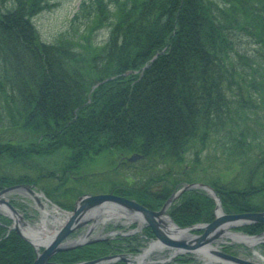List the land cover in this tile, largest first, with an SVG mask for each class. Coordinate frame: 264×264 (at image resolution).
I'll return each instance as SVG.
<instances>
[{
    "label": "trees",
    "instance_id": "obj_1",
    "mask_svg": "<svg viewBox=\"0 0 264 264\" xmlns=\"http://www.w3.org/2000/svg\"><path fill=\"white\" fill-rule=\"evenodd\" d=\"M54 5L0 0V188L35 184L67 209L85 191L114 190L158 209L200 181L228 213L264 210V0H82L71 22L85 16L90 34L108 26L102 44L43 41L34 18ZM134 153L143 157L129 161ZM99 159L115 165L90 171ZM215 206L192 189L170 214L185 227L212 221ZM10 225L0 215V264H32L34 246ZM153 237L146 227L117 246L136 253ZM114 248L101 241L53 260Z\"/></svg>",
    "mask_w": 264,
    "mask_h": 264
},
{
    "label": "water",
    "instance_id": "obj_2",
    "mask_svg": "<svg viewBox=\"0 0 264 264\" xmlns=\"http://www.w3.org/2000/svg\"><path fill=\"white\" fill-rule=\"evenodd\" d=\"M142 155L135 153L128 159L135 161ZM32 185L19 184L6 187L0 190V214H3L13 221L11 229L16 230L26 241L34 245L36 258L33 264H60L52 261V257L60 251L71 250L86 243H92L97 239H89L88 235L76 240H69V236L80 227L93 221L94 226L100 220L106 222L113 218L119 220L125 218L129 222L137 223V228L133 231L141 230L142 226H150L157 236L143 254H139L136 259L122 258L130 264H142L144 257H147L154 249L171 248V257L179 254L194 253L203 256L204 263L224 264H264L252 259L232 255L215 247V244L226 238L231 241L242 242L244 244H256L264 242V232L257 235H249L235 230L238 227L264 222V211H252L241 213H227L224 211L221 199L211 185L195 182L182 186L176 190L166 200L159 210H152L140 204L136 200L110 193L83 194L75 203L73 210H63L62 215L54 218L57 227L50 231L43 232L36 229L25 218V216L6 199L10 191L29 190L38 197L32 189ZM193 188L206 190L216 201L215 218L208 223H198L191 226L181 227L169 216L168 208L171 203L184 191ZM42 196L45 195L42 193ZM46 200H48L46 198ZM54 207H60L54 204ZM48 212L43 211L42 217L46 219ZM105 215V217H103ZM203 230L201 233L195 231ZM118 233V232H115ZM121 256H106L93 261L80 262L75 264H96L99 262L109 263ZM136 261V262H135ZM153 262V261H151Z\"/></svg>",
    "mask_w": 264,
    "mask_h": 264
},
{
    "label": "rangeland",
    "instance_id": "obj_3",
    "mask_svg": "<svg viewBox=\"0 0 264 264\" xmlns=\"http://www.w3.org/2000/svg\"><path fill=\"white\" fill-rule=\"evenodd\" d=\"M82 0H56V5L52 6L51 8H46L39 12L35 18L34 22L35 25L39 31V34L43 41L45 42H53L60 34H66L70 36L71 38H74L76 40L79 39H92L94 41V44H102L108 37L109 34V27H102L98 30H96L93 34H90L91 26H86V23L88 19L85 16H80L74 23L71 22V19L73 18L74 14L79 10L80 3ZM115 160V159H113ZM115 162L112 160H109V163L107 160L99 159L98 162L91 164L88 169L90 171H102L104 169L112 168ZM37 191V190H36ZM28 195L25 196L26 200L29 202V215L34 220V222H39V210L40 208L43 209V206L41 205V202L45 203L44 199L42 197H35L33 194H31L28 191ZM40 193V191H37ZM88 193H93L92 191H85ZM96 193V192H94ZM99 193V191H98ZM17 197H23L22 195H17ZM47 204V203H46ZM46 209L50 211V213H54L51 210V206L47 204ZM216 211V210H215ZM49 218L53 219L51 215L48 216ZM30 219V218H29ZM110 224V223H107ZM49 228L54 229V226L52 224L48 225ZM107 226V225H106ZM132 226V225H131ZM126 230V229H125ZM147 244V243H146ZM222 243L216 244L215 246L219 249H222L230 254L240 256L246 259H252L254 261L264 263V248L261 246V244H256L251 246H245L241 242H233L231 243V248L229 250H225L224 247H222ZM258 251L261 256H255L253 252ZM125 253H129L124 251ZM167 257V254L165 253V256L162 258ZM150 258L157 260V257ZM193 262L192 263H198L202 262L203 259L198 256H193ZM123 261L122 259L118 260L117 262ZM204 262V261H203ZM171 263V262H170ZM168 261H165L163 264H170ZM215 264V263H213ZM222 264V263H218Z\"/></svg>",
    "mask_w": 264,
    "mask_h": 264
},
{
    "label": "flooded vegetation",
    "instance_id": "obj_4",
    "mask_svg": "<svg viewBox=\"0 0 264 264\" xmlns=\"http://www.w3.org/2000/svg\"><path fill=\"white\" fill-rule=\"evenodd\" d=\"M23 197H16L15 195H12V200L15 201V202H23V203H27L28 201L26 200V198H24L25 196H27L28 194H26L25 192L22 194ZM29 203V202H28ZM41 205H44L45 207V204L42 202ZM20 207H21V204H20ZM40 211V213L43 211L42 208L38 209ZM28 216V218H30L32 220V218L30 217L31 215H29L25 210H23ZM123 221H111V222H106V223H96L94 226L93 223H89L83 227H81L80 229H78L77 231H75L74 233H72L69 237L70 240H76L78 238H82L86 235H88V238L89 239H97V240H106V241H109L111 242L112 244H114L115 248L109 252V254H106L104 256H101V257H105V256H108V255H118V254H121V255H125L123 258H128L126 257L127 255H129L128 253H125L122 249H120L117 244L119 243H124L123 242L125 240V238H127V236L129 235H135V234H138V235H142L143 233V229L138 231V232H132L131 231V227H127V225H123L122 223ZM107 223H110V224H107ZM107 225V226H106ZM126 229V230H125ZM115 232H118V233H115ZM98 242V241H96ZM149 241H147L146 243L148 244ZM143 244L141 247H140V250L142 251L144 246H146L147 244ZM231 244H224L222 245V247H224L225 250H229V249H232ZM172 250L170 249H154L151 254L145 258L143 264H151V261H155L156 264H163L165 263V260L168 261L169 263L172 262L173 260H167L168 257H170V252ZM165 253L167 254V257L165 258H162L163 256H165ZM150 256L152 257H157L158 259L157 260H154L152 258H150ZM100 258V257H98ZM96 259V258H95ZM160 261L161 262L157 263V261ZM164 260V261H163ZM154 263V264H155ZM97 264H104V263H97ZM106 264H128L127 261H125V259H123V261H120V262H117V261H113V262H109V263H106Z\"/></svg>",
    "mask_w": 264,
    "mask_h": 264
},
{
    "label": "bare ground",
    "instance_id": "obj_5",
    "mask_svg": "<svg viewBox=\"0 0 264 264\" xmlns=\"http://www.w3.org/2000/svg\"><path fill=\"white\" fill-rule=\"evenodd\" d=\"M35 228H36V227H35ZM36 229H37V228H36ZM40 229H41V228H40ZM248 245H249V244H248ZM253 245H254V244H253ZM253 245H252V246H253ZM249 246H251V245H249ZM255 252L258 253V251H255ZM258 254H259V253H258ZM259 255H260V254H259ZM261 257H262V255H261Z\"/></svg>",
    "mask_w": 264,
    "mask_h": 264
}]
</instances>
